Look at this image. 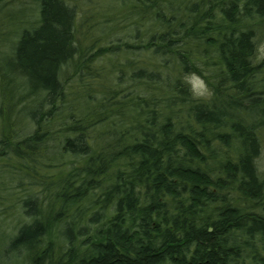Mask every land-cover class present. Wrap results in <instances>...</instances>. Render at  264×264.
I'll use <instances>...</instances> for the list:
<instances>
[{
    "label": "trees",
    "instance_id": "16d2710c",
    "mask_svg": "<svg viewBox=\"0 0 264 264\" xmlns=\"http://www.w3.org/2000/svg\"><path fill=\"white\" fill-rule=\"evenodd\" d=\"M124 1L137 16L89 21L79 46L76 1L36 0L16 40V95L0 100L9 252L27 264H264V0ZM102 56L114 62L94 67Z\"/></svg>",
    "mask_w": 264,
    "mask_h": 264
},
{
    "label": "rangeland",
    "instance_id": "374dc122",
    "mask_svg": "<svg viewBox=\"0 0 264 264\" xmlns=\"http://www.w3.org/2000/svg\"><path fill=\"white\" fill-rule=\"evenodd\" d=\"M72 2L76 1L77 8V16L75 21L76 36H80V40H83L79 46H87V35L89 34L88 22L98 23L100 21H105L112 14H124L130 16H137L135 9H129L128 5L125 4L124 0H70ZM37 6L36 0H14L12 5H8L5 8L0 10V100L1 98L4 100L5 108L12 106L14 100L11 101L10 97L16 93V87L14 81L16 80L15 74L17 70L16 57L13 54V49L16 46V40L20 35L21 30L25 24H29L35 8ZM85 10V12H84ZM86 13V14H85ZM120 18L118 17L117 20ZM88 20V21H86ZM98 28V29H97ZM96 33L107 32L106 36L109 37H122L124 40H128V38H124L127 33L118 32L119 35H111L113 34L114 27L110 25H98ZM108 37V38H109ZM107 40V39H106ZM106 40L101 41L96 45V48L99 45H105ZM256 56L254 62H258L264 57V29L257 35L256 39ZM114 61L111 59V62L102 56L99 58L98 63L94 65V67L111 65ZM111 63V64H110ZM108 75L109 72L105 71ZM261 76H264V71L260 73ZM259 74V75H260ZM193 77L201 79L207 86L208 84L205 79L201 76L198 77L196 75H190L189 80L192 82V88L195 92V85L193 82ZM31 84V83H30ZM209 91V90H208ZM210 93V91H209ZM16 95V94H15ZM210 94H206L202 97H208ZM197 96V95H196ZM201 97V96H198ZM236 111H234L235 113ZM243 112H240L242 115ZM258 113V110L250 109L246 114L242 115V117H250V119H254ZM239 115V112H238ZM1 120V119H0ZM1 127V121H0ZM262 131V140H261V148L259 151V156L256 160V166L258 168V172L264 173V128ZM7 173L0 175V187L4 185L6 181ZM8 204V202H6ZM20 215L18 214L19 218ZM12 221L6 219L3 221L0 219V264H27L28 260L25 255L18 256L13 252H9L8 250V241L12 238Z\"/></svg>",
    "mask_w": 264,
    "mask_h": 264
},
{
    "label": "clouds",
    "instance_id": "9594fccd",
    "mask_svg": "<svg viewBox=\"0 0 264 264\" xmlns=\"http://www.w3.org/2000/svg\"><path fill=\"white\" fill-rule=\"evenodd\" d=\"M193 82L195 85V92L194 94L197 96H204L206 94H210L206 84L199 78L193 77Z\"/></svg>",
    "mask_w": 264,
    "mask_h": 264
}]
</instances>
